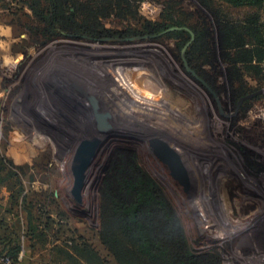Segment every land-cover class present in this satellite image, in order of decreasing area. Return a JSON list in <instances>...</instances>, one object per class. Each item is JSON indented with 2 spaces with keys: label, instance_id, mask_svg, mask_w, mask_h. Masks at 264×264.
I'll list each match as a JSON object with an SVG mask.
<instances>
[{
  "label": "rangeland",
  "instance_id": "374dc122",
  "mask_svg": "<svg viewBox=\"0 0 264 264\" xmlns=\"http://www.w3.org/2000/svg\"><path fill=\"white\" fill-rule=\"evenodd\" d=\"M121 155L195 251L264 264V2L0 0V251L15 239L13 264H130L105 238L119 235L103 186Z\"/></svg>",
  "mask_w": 264,
  "mask_h": 264
},
{
  "label": "trees",
  "instance_id": "16d2710c",
  "mask_svg": "<svg viewBox=\"0 0 264 264\" xmlns=\"http://www.w3.org/2000/svg\"><path fill=\"white\" fill-rule=\"evenodd\" d=\"M234 3L259 4L264 0H228ZM123 155L105 179L103 194L108 201L119 232L111 235L115 255L131 259L130 264H222L219 256L198 253L190 245L176 211L169 204L156 181L132 157L124 161ZM119 237L128 243L122 248ZM15 239L7 242L0 258L8 256L12 264L19 255L21 245Z\"/></svg>",
  "mask_w": 264,
  "mask_h": 264
},
{
  "label": "water",
  "instance_id": "95a60500",
  "mask_svg": "<svg viewBox=\"0 0 264 264\" xmlns=\"http://www.w3.org/2000/svg\"><path fill=\"white\" fill-rule=\"evenodd\" d=\"M157 152L159 156L168 164H170L173 175L178 177L185 183L188 184L186 177V171L182 166L177 154L171 148L166 145H157ZM94 150L88 143H84L77 149L76 155L73 160L72 171L75 175V190H77L85 182V170L90 166L92 158L94 156Z\"/></svg>",
  "mask_w": 264,
  "mask_h": 264
},
{
  "label": "built area",
  "instance_id": "2783aa9c",
  "mask_svg": "<svg viewBox=\"0 0 264 264\" xmlns=\"http://www.w3.org/2000/svg\"><path fill=\"white\" fill-rule=\"evenodd\" d=\"M0 264H12V259L8 256H3L0 258Z\"/></svg>",
  "mask_w": 264,
  "mask_h": 264
},
{
  "label": "bare ground",
  "instance_id": "6f19581e",
  "mask_svg": "<svg viewBox=\"0 0 264 264\" xmlns=\"http://www.w3.org/2000/svg\"><path fill=\"white\" fill-rule=\"evenodd\" d=\"M154 139H156V138H154ZM152 140H153V139H152ZM79 148H80V147H79ZM79 148H78V149H79ZM76 152H77V151H76ZM75 155H76V153H75ZM92 164H93V162H91L90 166H92Z\"/></svg>",
  "mask_w": 264,
  "mask_h": 264
}]
</instances>
